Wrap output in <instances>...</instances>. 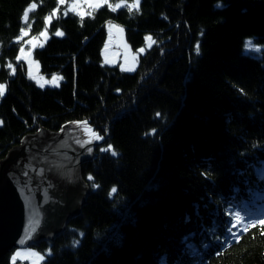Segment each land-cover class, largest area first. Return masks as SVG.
Instances as JSON below:
<instances>
[{"label":"trees","instance_id":"trees-1","mask_svg":"<svg viewBox=\"0 0 264 264\" xmlns=\"http://www.w3.org/2000/svg\"><path fill=\"white\" fill-rule=\"evenodd\" d=\"M33 3L27 19L36 35L63 7L58 0H0V160L42 128L85 121L103 136L81 165L89 192L79 215L32 246L45 256L40 264H158L165 254L173 264L185 236L198 256L181 264H264V224L243 231L247 221H238L239 239L226 240L233 204L264 219V199L249 197V189H264L257 171L264 166V49L243 52L247 37L264 43V0H140L131 12L108 4L87 15L60 11L33 50L42 74L62 77L55 87L38 86L18 58L23 14ZM109 23L123 29L133 51L152 39L131 71L102 62ZM109 144L112 151L100 150ZM10 253L0 264H12Z\"/></svg>","mask_w":264,"mask_h":264},{"label":"water","instance_id":"water-1","mask_svg":"<svg viewBox=\"0 0 264 264\" xmlns=\"http://www.w3.org/2000/svg\"><path fill=\"white\" fill-rule=\"evenodd\" d=\"M96 136L85 121L42 128L0 160V259L54 239L79 215L89 192L81 165L93 156Z\"/></svg>","mask_w":264,"mask_h":264},{"label":"rangeland","instance_id":"rangeland-1","mask_svg":"<svg viewBox=\"0 0 264 264\" xmlns=\"http://www.w3.org/2000/svg\"><path fill=\"white\" fill-rule=\"evenodd\" d=\"M58 3L63 7L60 8V6H57L52 13L46 16L45 28L42 31H40L36 35H33L35 33V31L33 30V21L24 18L25 20L24 22L26 24L22 27L20 35L17 38V40L20 43L18 58L25 62L29 77L40 87H46V86L55 87L58 86L62 80V77L58 74H54L52 76H46L42 74L40 71L39 64L33 56L34 48L41 47L50 36L47 27L49 26L51 19L55 17L60 11H62L64 14L67 11H72L79 15H87L90 14L93 9L102 6L97 4L96 0H63V2H61V0H58ZM105 4H108L109 6L111 5L112 7L116 5V4L112 5L110 3V0H107V3H104L103 5ZM128 4L131 5L132 3H128ZM33 5H35V7H33ZM36 6H37L36 3L31 4L27 8V11L29 12L30 10L35 9ZM58 31L62 33L61 30ZM149 37L150 36L146 38L145 46L139 48L137 51H133L129 48V46L125 41L123 29L114 23L107 24L106 40L101 52L102 62L108 65H119L121 69L126 71L133 70L137 66L139 56L143 54L145 49L152 44V39H148ZM249 40L252 41V46L246 49L245 43ZM141 49H143V51H140ZM263 49H264V43L257 44L252 37H247L243 43V52L244 53L247 52L253 56H260L261 51ZM91 129L95 131L92 127ZM97 136H102V135L97 132ZM102 140L103 139L95 143V145L100 144ZM99 147L100 150L108 149V146L100 145ZM109 150L112 151V148ZM10 251H11L10 253L11 262L16 252L22 253L20 257H17L15 259V264L17 263L40 264L45 258V256L42 253L37 251L32 246L14 248ZM31 253H36L37 255L32 256Z\"/></svg>","mask_w":264,"mask_h":264},{"label":"snow or ice","instance_id":"snow-or-ice-1","mask_svg":"<svg viewBox=\"0 0 264 264\" xmlns=\"http://www.w3.org/2000/svg\"><path fill=\"white\" fill-rule=\"evenodd\" d=\"M61 2H63V0H61ZM96 3L99 5H103L104 3H107V0H96ZM139 4H140V0H134V2L131 5L127 4V0H121V2L116 4L114 7H112L111 5H110V7H112L113 11H115L117 8H120V7H127L128 11L131 12L133 10V8H136L138 10ZM33 7H35V5H33ZM23 15H24V18L27 19L28 11H25ZM49 19H50V17H49ZM55 35L61 36V35H63V33L57 31L55 33ZM148 39H151V37H149ZM251 46H252L251 40H249L245 43L246 49L250 48ZM21 51H23V50H21ZM140 51H143V49H141ZM197 51H199V48H197ZM245 54L247 55L249 53L246 52ZM11 67H12V65L9 64V68H11ZM129 70H131V69H129ZM4 95H5V84L0 83V98H2ZM0 123H2V122H0ZM96 139L101 140V139H103V137L102 136H96ZM111 147H112L111 144H109L108 149H111ZM106 150L107 149H102V151H106ZM87 151L89 153H91L92 149L88 148ZM113 155H116V153H113ZM257 171H258L259 178L261 180H264V166L259 168ZM89 179H91V177H89ZM112 191L115 192L116 189L113 188ZM233 191L235 193H239L240 189L236 188ZM249 197L252 200L264 199V189H262V188L249 189ZM241 211L242 210H239L237 205L233 204L231 210L227 213L230 217V219L228 221L230 227L227 229V231L229 232V235L226 237L227 242H231L233 238L239 239L237 232L232 231L233 228H236L238 221H244V220L247 221L246 223H243L241 225V229H238V230H243V231H246L249 227L255 226L257 221H259L261 224H264V219H262L261 217L255 216V215L248 213V212H244L243 215H241ZM232 217H234L235 219H232ZM126 218H128V217H126ZM189 238H190L189 236H185L183 238L182 243H184L186 246L182 249L181 256L178 257L175 261H173V264H181V261H182L184 256H192V257L198 256V253H196L194 251L192 245L188 243ZM205 247H206V245H205ZM21 255H22V253L16 252L12 258V264H15V259L17 257H20ZM31 255L36 256L37 254L31 253ZM158 264H167V254H165V256L159 260ZM200 264H203V261H201Z\"/></svg>","mask_w":264,"mask_h":264},{"label":"bare ground","instance_id":"bare-ground-1","mask_svg":"<svg viewBox=\"0 0 264 264\" xmlns=\"http://www.w3.org/2000/svg\"><path fill=\"white\" fill-rule=\"evenodd\" d=\"M106 40V39H105ZM103 49V48H102Z\"/></svg>","mask_w":264,"mask_h":264}]
</instances>
